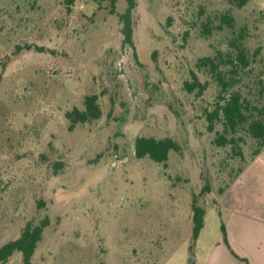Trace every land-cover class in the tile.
Instances as JSON below:
<instances>
[{
  "label": "rangeland",
  "instance_id": "374dc122",
  "mask_svg": "<svg viewBox=\"0 0 264 264\" xmlns=\"http://www.w3.org/2000/svg\"><path fill=\"white\" fill-rule=\"evenodd\" d=\"M136 1L131 46L118 16L126 0L116 14L111 0L71 11L61 0H0V247L47 219L34 264H208L218 248L237 257L264 245V157L221 208L256 141L237 134L244 159L214 143L223 126L210 132L206 113L221 89L197 68L241 34L252 63L234 90L264 107V0ZM194 73L202 95L185 89ZM89 95L101 118L69 130L66 113ZM138 137H169L181 151L163 164L139 159ZM194 200L205 217L192 245ZM6 264H24L21 253Z\"/></svg>",
  "mask_w": 264,
  "mask_h": 264
},
{
  "label": "trees",
  "instance_id": "16d2710c",
  "mask_svg": "<svg viewBox=\"0 0 264 264\" xmlns=\"http://www.w3.org/2000/svg\"><path fill=\"white\" fill-rule=\"evenodd\" d=\"M61 1L65 8L71 11L77 0ZM126 1L127 8L125 12L118 13V16L123 23L122 33L124 35V42L132 46V15L137 6V1ZM227 1L232 6L241 9L252 0ZM111 13L116 14V0H111ZM234 22V18L229 14L221 16V23L227 24L231 28L234 27ZM206 28L209 33L211 30L209 27ZM18 48L20 49V47ZM26 48L31 49L29 46ZM229 49L227 53L219 51L213 57H203L197 63V68L199 70L205 69L221 89L214 109L206 113L208 130L214 132L216 125L218 123L222 124L223 131L217 133L214 143L219 147L232 145L234 154L242 159H244V155L238 144L239 141H242V137L237 136V134L242 131L247 132L256 141V148L253 151L254 160L264 149V107H253L250 101L239 90H234L242 81L243 72L252 63V58L244 45V36L240 34L237 38H232L229 42ZM38 50L42 51L43 49L39 48ZM206 87L207 84L201 83L195 73L192 75V81L185 83L187 91L194 92L197 90L200 95L205 92ZM98 100L97 95H89L85 98L84 110L74 108L66 113L65 116L69 122V130H74L79 124L92 123L101 118L102 110ZM254 110H258V114H254ZM180 151V144L169 137L164 139L138 137L135 140L136 157L139 159L149 158L158 164L166 163L171 152ZM192 209V245H195L204 228L205 210L197 205L196 200L193 201ZM47 226V219L37 225L28 223L18 238L0 247V264H6L16 252L21 253L24 264H34L33 256ZM222 229L224 231V226H222Z\"/></svg>",
  "mask_w": 264,
  "mask_h": 264
},
{
  "label": "crops",
  "instance_id": "0c3cea01",
  "mask_svg": "<svg viewBox=\"0 0 264 264\" xmlns=\"http://www.w3.org/2000/svg\"><path fill=\"white\" fill-rule=\"evenodd\" d=\"M264 157V149L262 152L249 164L245 170L242 172V174L235 180V182L231 185L228 191H226L222 196L221 202V208L228 209L230 206H228V203L232 206V203L234 202V197L231 195L230 199L226 196L228 193H232L245 179L251 177V180H254L256 178V175L253 174L255 170H253V166L262 158ZM230 201V202H229ZM264 210V209H263ZM264 215V211L262 212ZM236 223V222H235ZM239 224V223H238ZM233 238L234 233L230 234V231L228 232V237ZM247 237L249 235H246ZM255 236L256 233H255ZM230 240V239H229ZM235 251V250H233ZM237 254V257H234L224 248H218V251L215 252V254L211 257L208 264H245L243 262V259H248L251 264H264V245L259 243L252 247L251 250L245 249L240 251H235Z\"/></svg>",
  "mask_w": 264,
  "mask_h": 264
}]
</instances>
